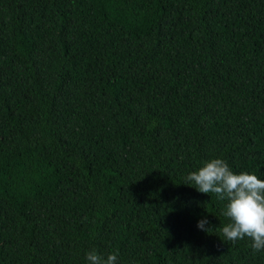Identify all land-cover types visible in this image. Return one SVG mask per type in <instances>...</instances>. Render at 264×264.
Listing matches in <instances>:
<instances>
[{"label":"trees","instance_id":"obj_1","mask_svg":"<svg viewBox=\"0 0 264 264\" xmlns=\"http://www.w3.org/2000/svg\"><path fill=\"white\" fill-rule=\"evenodd\" d=\"M214 158L264 179V0H0V264H264Z\"/></svg>","mask_w":264,"mask_h":264},{"label":"clouds","instance_id":"obj_2","mask_svg":"<svg viewBox=\"0 0 264 264\" xmlns=\"http://www.w3.org/2000/svg\"><path fill=\"white\" fill-rule=\"evenodd\" d=\"M186 181L184 184L198 192L212 193L226 201L222 215L228 222L220 229L226 240L249 238L253 251L264 250V179L254 173H236L223 159L214 158L191 172ZM208 224L204 217L197 227L209 232L212 227H206ZM86 259L89 264H115L117 254L109 253L105 258L93 249L86 254Z\"/></svg>","mask_w":264,"mask_h":264}]
</instances>
